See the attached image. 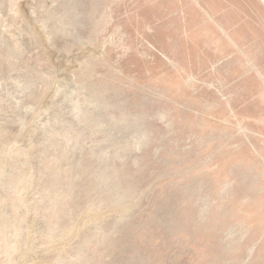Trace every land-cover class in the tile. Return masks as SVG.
<instances>
[{"label":"rangeland","instance_id":"1","mask_svg":"<svg viewBox=\"0 0 264 264\" xmlns=\"http://www.w3.org/2000/svg\"><path fill=\"white\" fill-rule=\"evenodd\" d=\"M0 264H264V0H0Z\"/></svg>","mask_w":264,"mask_h":264}]
</instances>
